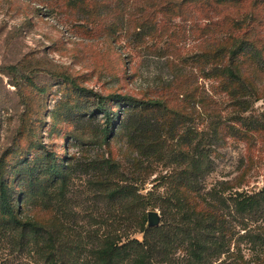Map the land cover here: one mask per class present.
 Listing matches in <instances>:
<instances>
[{
	"label": "rangeland",
	"instance_id": "374dc122",
	"mask_svg": "<svg viewBox=\"0 0 264 264\" xmlns=\"http://www.w3.org/2000/svg\"><path fill=\"white\" fill-rule=\"evenodd\" d=\"M251 13L253 31L262 29L260 45H264V0H228L217 7L204 0H0V162L21 214L49 223L71 247L92 237L94 228L99 233L130 231L128 208L121 210L118 199H108L99 185L89 183L103 179L98 166L102 157L116 159L118 171L113 173L119 178L132 175L138 155L129 135L118 132L122 107L109 96L106 105L112 112L107 116L98 94L160 96L171 105L186 91L191 93L185 103L193 112L191 123L204 125L199 107L192 105L198 90L211 89L207 55L216 22ZM256 59L251 64L263 69L262 90L250 113L263 116L264 61ZM174 79L188 89L176 91ZM77 86L93 91H79ZM154 116L146 115L149 125L156 122ZM107 125L113 136L104 143L102 131ZM229 129L214 141V169L207 184L227 179L235 189L263 187L264 129L241 126V134ZM50 159L67 165L69 180L64 196L46 203L37 188L36 193L29 192L26 177ZM21 167L27 168L20 179ZM168 168L152 160L140 174L145 176L142 191ZM147 209L159 212L160 223L161 206ZM240 246L246 259L254 257L248 243ZM87 249L77 248L82 254ZM7 250L1 241L0 255ZM9 259L17 264L14 256Z\"/></svg>",
	"mask_w": 264,
	"mask_h": 264
},
{
	"label": "trees",
	"instance_id": "16d2710c",
	"mask_svg": "<svg viewBox=\"0 0 264 264\" xmlns=\"http://www.w3.org/2000/svg\"><path fill=\"white\" fill-rule=\"evenodd\" d=\"M204 1L217 7L228 0ZM216 25L207 55L211 67L206 76L213 80L211 89L204 93L206 90H198L192 105L199 107L198 116L205 120L204 125L191 123L189 114L193 112L185 104L191 93L186 91L171 105L160 96L98 94L107 116L112 112L106 105L109 96L122 107L124 117L118 132L129 135L138 155L133 159L132 175L119 178L113 173L118 171L116 159L102 157L98 166L104 171L103 179L89 183L99 185L108 199H118L121 210L128 208L130 231L99 233L94 228L92 237L71 247L57 237L49 223L21 214L19 199L13 196L0 162V242L8 247L0 255V264H13L10 256L17 264H264V186L246 190L233 188L227 179L209 185L206 181L214 169L212 147L223 130L229 132L231 128L233 134H241V126L264 129V115L250 113L262 90L263 69L251 64L256 58L264 61L262 29L254 33L252 13L249 17H223ZM247 58L251 60L245 64ZM25 78L32 83L30 77ZM77 87L79 91H93ZM172 87L176 91L188 89L187 85L182 89L178 79ZM151 112L156 122L149 125L146 115ZM108 127L102 131L104 143L113 136ZM152 160L162 161L169 168L153 177L151 187L142 191L145 176L140 174ZM27 167L20 168L18 178ZM26 179L29 192L36 193L37 188L39 197L51 202L64 196L69 180L67 165L50 159L30 171ZM154 204L161 206V222L148 225L147 208ZM242 242L254 251L253 258L246 259ZM80 246H86L87 252L78 251Z\"/></svg>",
	"mask_w": 264,
	"mask_h": 264
},
{
	"label": "water",
	"instance_id": "95a60500",
	"mask_svg": "<svg viewBox=\"0 0 264 264\" xmlns=\"http://www.w3.org/2000/svg\"><path fill=\"white\" fill-rule=\"evenodd\" d=\"M148 225H156L160 221L159 212L156 209H149L147 211Z\"/></svg>",
	"mask_w": 264,
	"mask_h": 264
}]
</instances>
